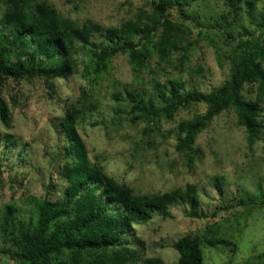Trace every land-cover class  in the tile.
Segmentation results:
<instances>
[{
	"label": "rangeland",
	"instance_id": "rangeland-1",
	"mask_svg": "<svg viewBox=\"0 0 264 264\" xmlns=\"http://www.w3.org/2000/svg\"><path fill=\"white\" fill-rule=\"evenodd\" d=\"M47 1L78 23L91 20L99 24L101 29L91 33L94 42L108 40L106 27L119 26L139 14L141 26L151 24L145 17L150 12L145 0ZM2 7L0 1V13ZM173 16L184 29L182 39L169 49V60L158 65L157 55L144 47L142 39L138 49L148 57L149 66L141 69L138 78L128 56L120 54L111 59L107 75L93 83L85 70L91 53L81 51L76 55L77 68L69 78L55 81L54 92L41 79L9 80L3 86L1 95L10 111L11 128L0 122V264H17L15 247L2 230L4 213L9 212V228L14 225L16 231L36 215L32 197L48 195L54 200L62 195L63 177L57 169L65 142L60 121L82 88L97 103L75 124L91 163L140 193L197 185L200 203L194 208L206 217L190 216L186 206H174L166 217L155 215L133 225L130 245L140 242L144 256L174 263L178 253L172 244L190 234L200 240L203 264H264V100L259 103L262 131L252 150L247 147L245 131L236 124L235 113L229 110L215 116L198 134L189 157L176 151V125L195 113L204 114V103L180 110L170 121L161 120L159 126L153 125L155 133L147 134L146 122L131 121L134 114L125 95V89L137 92L159 106L162 101L155 82L162 85L179 79L184 83L182 90L203 93L222 85L229 76L236 37L263 34L264 38V0H194L183 15L174 12ZM195 41L187 61L179 67L177 48ZM197 68L200 72L192 71ZM118 92L122 93L121 105L114 97ZM256 93L257 84L244 85L247 99L256 100ZM6 134L28 151L22 153L23 159L18 148H9L3 139ZM216 176L224 177L217 186ZM230 200L235 207L217 209Z\"/></svg>",
	"mask_w": 264,
	"mask_h": 264
},
{
	"label": "trees",
	"instance_id": "trees-1",
	"mask_svg": "<svg viewBox=\"0 0 264 264\" xmlns=\"http://www.w3.org/2000/svg\"><path fill=\"white\" fill-rule=\"evenodd\" d=\"M0 1L3 3L0 13V122L6 129L11 128V115L1 91L7 81L41 79L49 91L54 92L55 81L69 78L77 68L76 55L81 51L91 53L85 70L86 77L93 83L107 75L111 59L120 54L128 56L138 78L141 69L149 66L148 57L138 49L140 41L143 39L144 47L157 55V65L169 60V49L182 39L184 30L174 22L173 13L183 15L185 8L194 2L145 0L150 7L145 17L151 24L141 26L139 14L136 19L124 20L119 26L106 27L108 40L94 42L91 33L101 29L99 24L91 20L78 23L58 13L47 0ZM262 36L249 34L234 39L235 52L230 60L229 76L208 93L197 89L182 90L184 83L179 79L162 85L155 82L162 101L158 106L151 98L144 100L142 94L125 89L127 102L131 104L129 110L134 114L131 121H144L147 123L145 132L155 133L154 124L157 127L161 120L170 121L180 110L204 103V114L195 113L177 123L178 153L190 157L188 151L193 148L198 134L215 116L229 110L235 113L236 124L245 131L247 147L252 150L262 131L259 119V103L264 100ZM195 43L177 48L179 67L187 61L189 48ZM199 69L192 71L200 72ZM246 84H257L256 100L243 95ZM90 96L88 90L82 88L80 97L67 105L60 121L65 142L57 169L63 177L62 195L54 200L48 195L38 199L32 197L36 215L16 231L14 225L9 228L12 222L9 212L4 213L2 230L15 247L13 256L17 264H203L200 240L190 234L179 237L172 244L178 253L174 263H167L159 256H144L140 242L130 245L133 225L146 223L155 215L166 217L174 206H186L190 216H206L194 208L200 203L195 184L164 192L140 193L103 173L89 161L75 124L96 107L97 103ZM121 96L119 92L114 96L117 105H121ZM3 139L9 148H18L21 159L28 153L18 147V141L11 135L6 134ZM223 179V176L214 177V185ZM235 206L230 200L217 209L228 210Z\"/></svg>",
	"mask_w": 264,
	"mask_h": 264
}]
</instances>
